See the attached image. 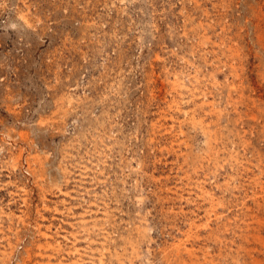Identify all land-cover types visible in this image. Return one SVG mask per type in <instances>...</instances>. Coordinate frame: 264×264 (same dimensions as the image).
I'll use <instances>...</instances> for the list:
<instances>
[{
    "label": "rangeland",
    "instance_id": "1",
    "mask_svg": "<svg viewBox=\"0 0 264 264\" xmlns=\"http://www.w3.org/2000/svg\"><path fill=\"white\" fill-rule=\"evenodd\" d=\"M0 264H264V0H0Z\"/></svg>",
    "mask_w": 264,
    "mask_h": 264
}]
</instances>
